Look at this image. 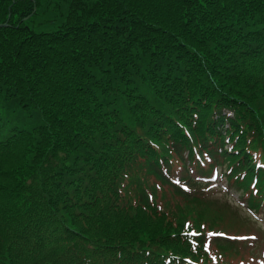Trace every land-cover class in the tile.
Wrapping results in <instances>:
<instances>
[{"label": "trees", "instance_id": "obj_1", "mask_svg": "<svg viewBox=\"0 0 264 264\" xmlns=\"http://www.w3.org/2000/svg\"><path fill=\"white\" fill-rule=\"evenodd\" d=\"M1 24L0 264L264 260L261 223L203 227L264 213V0H0Z\"/></svg>", "mask_w": 264, "mask_h": 264}, {"label": "rangeland", "instance_id": "obj_2", "mask_svg": "<svg viewBox=\"0 0 264 264\" xmlns=\"http://www.w3.org/2000/svg\"><path fill=\"white\" fill-rule=\"evenodd\" d=\"M52 28L53 27L46 26L47 30H51ZM212 181H213V186L215 187L214 189H216V190H213V192L215 194L217 193V198H219L220 201H222V202L229 201V203H231V204L234 203V204H237L239 206L243 204L239 201V198H238L239 194L237 192H235L233 189L227 188V184L225 182V179L220 178V176L218 175L217 178L212 179ZM207 199L211 200V197L207 198ZM241 211H242V214L244 216V221H246V223H243V225L247 224L248 228L246 226V229H244V227L241 225L239 216L236 218V217L232 216L231 214H229L227 216V218H225L221 223H219L215 227L212 226L214 220L211 217H210L211 218V224L206 219L204 221V224H203L205 232H211V228H215V230L212 229L213 232L211 234H213V235L215 234V231L217 232V234L222 235V233H224L227 236H241L244 234L246 235V234H253V233L257 234L260 231V228H259V225L256 224L257 222L253 218H256L257 220H262L263 221L262 224L264 225V215L263 214H257V213L255 214V212L250 213L248 210H245V209H243ZM233 214L236 215V213H233ZM251 214L253 215V217L251 216ZM263 234H264V232H263ZM258 252L260 254H261V252L264 253V244L261 245V250L258 249ZM228 258L233 260L231 255H229ZM233 261L241 262L239 264H244V263H242L244 261L241 260V254H239L238 258L236 260H233ZM251 262L255 263L254 261H249L246 264H251ZM259 263L264 264V260L262 258H259L257 260L256 264H259ZM223 264H230V263L223 262Z\"/></svg>", "mask_w": 264, "mask_h": 264}, {"label": "water", "instance_id": "obj_3", "mask_svg": "<svg viewBox=\"0 0 264 264\" xmlns=\"http://www.w3.org/2000/svg\"><path fill=\"white\" fill-rule=\"evenodd\" d=\"M8 25L7 24H1L0 25V28H2V27H7Z\"/></svg>", "mask_w": 264, "mask_h": 264}, {"label": "snow or ice", "instance_id": "obj_4", "mask_svg": "<svg viewBox=\"0 0 264 264\" xmlns=\"http://www.w3.org/2000/svg\"><path fill=\"white\" fill-rule=\"evenodd\" d=\"M254 238V237H253Z\"/></svg>", "mask_w": 264, "mask_h": 264}]
</instances>
